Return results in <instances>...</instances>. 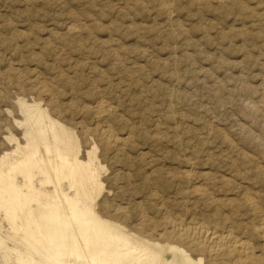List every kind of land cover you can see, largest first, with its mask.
Masks as SVG:
<instances>
[{"label":"rangeland","instance_id":"1","mask_svg":"<svg viewBox=\"0 0 264 264\" xmlns=\"http://www.w3.org/2000/svg\"><path fill=\"white\" fill-rule=\"evenodd\" d=\"M20 102L75 130L83 160L98 147L95 213L134 248L173 243L171 220L263 251L249 229L264 217V0H0V157L11 134L25 145ZM101 128L127 142L104 148ZM47 199L33 203L41 214ZM2 204L0 264H19Z\"/></svg>","mask_w":264,"mask_h":264},{"label":"bare ground","instance_id":"2","mask_svg":"<svg viewBox=\"0 0 264 264\" xmlns=\"http://www.w3.org/2000/svg\"><path fill=\"white\" fill-rule=\"evenodd\" d=\"M41 104L19 103L24 122L17 124L24 131L25 145L11 134L7 139L15 143V148L0 157V203L5 207V216L11 228L21 232V235L13 238L19 246L16 263L264 264V217L261 214L258 217L260 224L252 225L249 229L250 236L263 239V251L259 255L251 240L236 236L232 230L211 232L203 225L199 227L200 224L198 227H189L171 220L163 224L166 227L162 235L168 243L170 239L173 243L161 246L139 240L138 248L131 246L129 237L119 225L113 226L95 213L97 195L104 190L101 172L106 169L99 162L98 147L88 150L87 159L83 160L82 146L75 130L52 117L46 106ZM98 106L102 114H114L103 103ZM102 128L97 133L104 148L127 142L111 129ZM36 184L40 187H36ZM51 187L55 197L50 193ZM195 191L203 198L209 197L206 188L200 186ZM43 196L48 198L47 214L39 213L42 209L33 205L35 201L40 204ZM54 199L56 204H53ZM212 200L214 205L215 200ZM246 205L254 215L260 213L252 198L246 199ZM218 215L215 213L212 218L216 219ZM23 216H26V220L19 229L15 223ZM222 219H217L216 225L221 226L224 222ZM2 227L0 225V231ZM144 228V224H141L139 229ZM192 252L200 258H193Z\"/></svg>","mask_w":264,"mask_h":264}]
</instances>
